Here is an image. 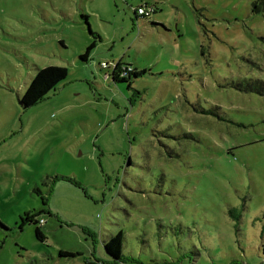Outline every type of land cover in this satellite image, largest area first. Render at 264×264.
I'll return each mask as SVG.
<instances>
[{
	"label": "rangeland",
	"instance_id": "1",
	"mask_svg": "<svg viewBox=\"0 0 264 264\" xmlns=\"http://www.w3.org/2000/svg\"><path fill=\"white\" fill-rule=\"evenodd\" d=\"M121 231L118 264H264V0H0V264H95Z\"/></svg>",
	"mask_w": 264,
	"mask_h": 264
},
{
	"label": "trees",
	"instance_id": "2",
	"mask_svg": "<svg viewBox=\"0 0 264 264\" xmlns=\"http://www.w3.org/2000/svg\"><path fill=\"white\" fill-rule=\"evenodd\" d=\"M142 6H145L146 8L153 7L155 8L156 5L150 6L148 3H142ZM139 7V6H138ZM137 7V8H138ZM137 8L133 9L134 14L137 18L141 19H150L154 14L158 12V10L151 14L150 16L143 17L140 16ZM157 8V7H156ZM87 20V18H86ZM87 24L89 25L88 21ZM91 32V31H90ZM93 48V46L89 47L86 51V53L82 56H80V59L82 61H88L90 57V51ZM119 65V64H118ZM70 72L67 67L64 66H49L43 69H39L35 78L32 80L31 84L27 88L25 94L23 97L19 99V103L22 106L23 109L27 110L29 108H32L36 106L37 104L41 103L46 99V97L54 91L60 84L65 82V80L68 78ZM144 72H137L132 70L130 73H128L126 76H121L119 72L113 73L112 79L113 82L118 83H125L128 81H131V78L134 77H140L143 75ZM229 214L235 218L236 220L240 221L241 215H238L236 213L235 209H231L229 211ZM43 220H38L37 218L34 219V217H31L30 215L26 216V222L28 223H34L36 225L41 226V222ZM238 234H240V229L238 231ZM36 236L38 240L44 241L45 240V234L40 229V227H37L36 229ZM124 233L121 231L116 235H113L110 237V239L104 244V248L106 250V253L108 255V259L106 260H97L95 264H118L124 261ZM206 248V247H205ZM261 252L264 255V244L261 247ZM62 256L65 257H75L74 253L71 252H63ZM110 258V259H109ZM87 264H92L86 261Z\"/></svg>",
	"mask_w": 264,
	"mask_h": 264
},
{
	"label": "built area",
	"instance_id": "3",
	"mask_svg": "<svg viewBox=\"0 0 264 264\" xmlns=\"http://www.w3.org/2000/svg\"><path fill=\"white\" fill-rule=\"evenodd\" d=\"M137 11L140 16L147 17L153 14L155 12V9L153 7L146 8L145 6L140 5L137 8ZM41 223H43V221Z\"/></svg>",
	"mask_w": 264,
	"mask_h": 264
},
{
	"label": "crops",
	"instance_id": "4",
	"mask_svg": "<svg viewBox=\"0 0 264 264\" xmlns=\"http://www.w3.org/2000/svg\"><path fill=\"white\" fill-rule=\"evenodd\" d=\"M141 4H142V3H141ZM141 4H140V5H141Z\"/></svg>",
	"mask_w": 264,
	"mask_h": 264
}]
</instances>
